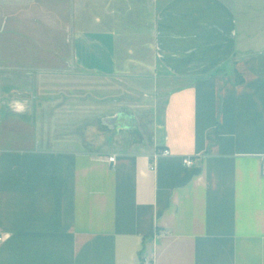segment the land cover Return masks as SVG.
<instances>
[{
	"label": "crops",
	"instance_id": "0c3cea01",
	"mask_svg": "<svg viewBox=\"0 0 264 264\" xmlns=\"http://www.w3.org/2000/svg\"><path fill=\"white\" fill-rule=\"evenodd\" d=\"M97 1L3 4L1 94L37 98L0 116L25 123L0 137V264H264V4ZM126 76L164 100L148 139L46 122L137 118L105 94Z\"/></svg>",
	"mask_w": 264,
	"mask_h": 264
},
{
	"label": "rangeland",
	"instance_id": "374dc122",
	"mask_svg": "<svg viewBox=\"0 0 264 264\" xmlns=\"http://www.w3.org/2000/svg\"><path fill=\"white\" fill-rule=\"evenodd\" d=\"M6 0H0V16L1 19L4 21L6 16V8L3 6L5 4ZM98 1L94 0V3L96 4ZM248 5H252L254 8V14L260 15L261 12H259L258 7H262L264 4V0H236V3H246ZM54 3L50 1L42 2L40 5L39 10H46L48 8H52ZM63 7H61L62 9ZM59 9V12L63 17L67 16V13L65 14L66 8L63 10ZM259 10V11H258ZM67 11V10H66ZM4 76L0 75V83H5ZM102 82V80H100ZM99 81V82H100ZM95 84L98 82L97 79H94ZM107 82V81H106ZM110 82V81H109ZM117 82V80H116ZM115 82H110L108 92L106 91L105 94H109L110 96H117L119 95L121 105L124 107L131 109L132 113L134 115H137V118H47L46 122H49V119L51 122L54 123L56 126V121L61 120L65 121V123L70 122L66 125L65 128L61 130L62 133H67L68 140L74 139V132L73 126L76 125V129L78 130V137L81 138L83 133L91 132L94 133V137H100L101 132L106 133L107 130L111 131V133H116L119 135V138H123V140H144L148 139L150 136V129L155 124V116H158L161 118L162 116V109L164 100L160 102H155V97L158 98L159 95L157 92L155 94L151 95V98L154 99L153 101H148V105L141 104V101H145L146 99H151L149 95L145 96V93L142 91H138L136 89L137 83L135 81V78L133 76H126V78H121L119 80V83L122 85H119V88H117V84H114ZM121 86V87H120ZM149 89V88H148ZM153 89V88H150ZM51 94L54 93V91L50 90ZM3 92V91H2ZM0 90V116L2 113L12 114L15 112L21 111V107L16 106L15 101H22L24 100H30L34 98L36 99L37 96L35 93H30V95L25 96H15L7 97L5 95H2ZM2 93V94H1ZM47 94L50 92H46ZM45 93V94H46ZM153 93V92H152ZM43 94V92H42ZM38 95V94H37ZM30 97V98H29ZM82 97V96H81ZM85 97V94L83 95ZM36 101V100H32ZM29 102V101H28ZM157 104V105H156ZM19 110V111H18ZM34 121H37V127H43L46 122L42 121V118H34ZM72 122V123H71ZM22 124H25L23 120L19 119L16 122L13 121L11 118H0V137L1 140L6 139L8 137L9 133L7 132V129L9 126H20ZM43 125V126H42ZM74 129V130H76ZM93 130V131H92ZM91 131V132H90ZM83 132V133H82ZM127 134V135H126ZM93 135V134H92Z\"/></svg>",
	"mask_w": 264,
	"mask_h": 264
},
{
	"label": "built area",
	"instance_id": "2783aa9c",
	"mask_svg": "<svg viewBox=\"0 0 264 264\" xmlns=\"http://www.w3.org/2000/svg\"><path fill=\"white\" fill-rule=\"evenodd\" d=\"M161 154L164 155V156H169L170 152L168 150H166V151H163ZM115 161H116V158L114 156L109 157V162L111 164L114 165ZM185 164L187 166H191L193 164V161L188 159V160L185 161ZM2 240H3V237H0V241H2ZM145 264H153V262L146 261Z\"/></svg>",
	"mask_w": 264,
	"mask_h": 264
}]
</instances>
